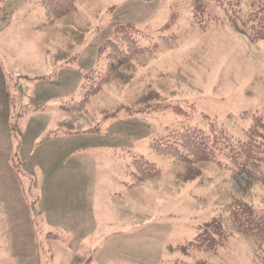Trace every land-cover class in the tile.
<instances>
[{"label":"rangeland","instance_id":"rangeland-1","mask_svg":"<svg viewBox=\"0 0 264 264\" xmlns=\"http://www.w3.org/2000/svg\"><path fill=\"white\" fill-rule=\"evenodd\" d=\"M174 2L176 23L157 31ZM204 2L207 15L225 17ZM51 18L41 0H0V264H264V237L233 234L188 255L167 248L193 239L234 198L264 213V39L228 22L201 28L187 0H77ZM123 24L154 50L114 71L85 111L62 110L80 99L84 73L103 69L99 47ZM157 103L187 114L107 115ZM210 119L233 138L263 121L257 152L244 164L233 155L184 164L151 151L170 127ZM138 156L159 172L139 180Z\"/></svg>","mask_w":264,"mask_h":264},{"label":"trees","instance_id":"trees-1","mask_svg":"<svg viewBox=\"0 0 264 264\" xmlns=\"http://www.w3.org/2000/svg\"><path fill=\"white\" fill-rule=\"evenodd\" d=\"M76 1L41 0L52 13V18L73 11ZM187 1L194 11L195 23L201 28H206L209 23L219 26L223 22H228L249 40L264 39V0H212L214 5L220 6L224 10L225 17L222 18H212L207 15L204 0ZM178 8L177 2L170 5L167 20L157 31H164L176 23L179 15ZM141 34L143 32L131 24L116 26L111 38L99 47V51L104 53L103 69L100 67L84 73L80 99L71 98L62 103L60 105L62 110L67 113L85 111L90 97L103 89L114 71L127 63L133 55L154 50L155 45L141 47L138 44V37ZM36 108L39 106L34 109ZM162 109H169L176 115L186 116L187 114L178 103H157L136 108L120 104L107 115H116L117 111H123L126 115H133L145 110L159 111ZM258 124H263V121L253 119L252 124L244 130L242 138H233L223 126L210 119L205 127L195 125H183L174 129L170 127V130H165L164 134L151 138L149 145L153 153L172 157L177 163L190 164L198 161H214L220 155H233L235 159L237 157L242 158L244 164L259 148L260 130ZM95 130L97 131V129ZM132 161L136 163L139 170L137 173L139 180L152 177L160 170L154 162L143 156H138ZM143 166L154 170L147 171L145 169L143 173ZM225 210V213H219L198 225L197 233L193 239L184 241L175 247L168 245L167 248L170 251L179 250L184 255H188L193 249L215 250L219 244L226 242L233 234L244 239L264 237V213L255 209L253 205L244 199L234 198L227 204ZM180 262L175 260L173 264H181ZM189 264L212 263L205 259H197Z\"/></svg>","mask_w":264,"mask_h":264},{"label":"crops","instance_id":"crops-1","mask_svg":"<svg viewBox=\"0 0 264 264\" xmlns=\"http://www.w3.org/2000/svg\"><path fill=\"white\" fill-rule=\"evenodd\" d=\"M12 221H14V219H12ZM19 224H21V221H19ZM19 240H20V237H18L17 238V243H19ZM23 240H24V238H23ZM36 254H34V256H35ZM33 255H32V257H34Z\"/></svg>","mask_w":264,"mask_h":264}]
</instances>
